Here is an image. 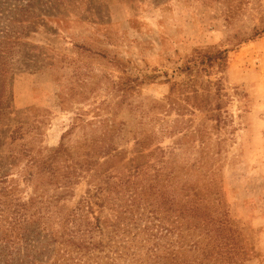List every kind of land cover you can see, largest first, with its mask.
Masks as SVG:
<instances>
[{
	"label": "rangeland",
	"instance_id": "374dc122",
	"mask_svg": "<svg viewBox=\"0 0 264 264\" xmlns=\"http://www.w3.org/2000/svg\"><path fill=\"white\" fill-rule=\"evenodd\" d=\"M230 3L236 7L227 24L226 3L218 2L77 0L65 13L61 4L44 0L29 7L26 0H0V157H6L0 165L9 163L14 129L28 138L27 121L39 122L36 148H56L74 128L64 143L76 147L86 140L82 151L91 144V129L105 128L122 151L119 165L134 157V139H142L148 156L137 182L147 184L159 174L156 188L162 191L168 173L162 162L168 159L180 176L213 178L221 195L204 199L201 209L212 228H227L224 237L240 247L232 264H264V0ZM30 23L38 29L24 27ZM209 46L226 51V67L198 79V89L209 87L204 93L211 106L204 110L196 107L199 99H185L188 92L178 87L170 95L169 89L188 82L181 71L186 60L194 49ZM24 163L21 158L6 177L16 179L15 186H3L13 187L14 199H42L39 180L23 182ZM86 189L84 180L51 207L48 240L58 239L60 216L67 217ZM107 217L104 209L100 218ZM150 245L140 248L135 264L148 260ZM72 253L78 264L97 252L80 262Z\"/></svg>",
	"mask_w": 264,
	"mask_h": 264
},
{
	"label": "trees",
	"instance_id": "16d2710c",
	"mask_svg": "<svg viewBox=\"0 0 264 264\" xmlns=\"http://www.w3.org/2000/svg\"><path fill=\"white\" fill-rule=\"evenodd\" d=\"M33 1L28 0V4L26 0L25 6L29 7ZM44 1L55 7L61 4L60 10L68 13V6L77 0ZM150 1L159 3L161 0ZM198 1L203 5L226 3L225 22L230 24L233 20L236 5L230 0ZM24 27L29 31L38 29L37 23L25 24ZM225 67V50L215 46L194 49L181 69L188 82L177 87L172 85L169 94L179 87V91L189 93L185 99H192L194 103L199 99L196 102L198 109L209 110L211 105L206 102L209 95L204 93L209 87L198 89V79L219 73ZM38 123H25L27 127L23 129L28 138H24V132L19 133V128L10 133L9 141L15 146L10 147L9 163L0 165V170H4L0 174V256L5 259L2 264H75L74 258L70 257L72 252L80 262L84 255L94 251L97 253L88 257V261L78 264H135L140 248L144 249L149 243L151 245L145 250L148 260L140 264H232L235 250L240 247L231 241L230 236L224 237L223 232H229L227 228H212L201 209L204 199H215L221 195L213 178L201 181L180 176L175 173L176 164L172 165L175 161L168 159V162H162L168 165V173H165V185L160 191L156 188L159 174H154L152 182L147 184L137 182L145 164L143 160L148 156L142 153V139H134V157L119 165L122 151L114 148L113 135L107 129H91L92 139L88 141L91 144L82 151L86 140L82 146L76 147L64 143L74 128L62 137L56 148H36L40 135L36 127ZM18 139L23 141L15 154ZM170 157L173 158V154ZM4 158L0 157V162ZM21 158L25 160L23 182L29 185L33 179L39 180L35 187L41 186L38 190H43L42 199L37 196L27 201L14 199L11 195L13 187L7 189L3 186L7 182L15 186L16 183L11 182L16 179L6 181V177ZM183 168L179 169L182 171ZM84 180L87 184L84 195L67 217L60 216L63 225L58 241L48 240L52 236L47 228L52 217L51 207L63 197H71L73 187ZM49 191L50 196L43 199ZM104 209L110 211V217L101 220ZM140 236H143V241L138 242ZM75 240H78L77 244L72 243ZM56 242L62 247L54 249ZM71 244L74 248L68 250ZM21 250L25 252L23 256H19Z\"/></svg>",
	"mask_w": 264,
	"mask_h": 264
}]
</instances>
